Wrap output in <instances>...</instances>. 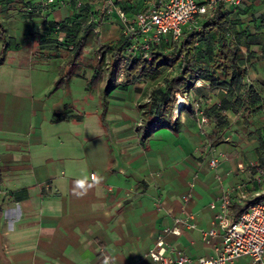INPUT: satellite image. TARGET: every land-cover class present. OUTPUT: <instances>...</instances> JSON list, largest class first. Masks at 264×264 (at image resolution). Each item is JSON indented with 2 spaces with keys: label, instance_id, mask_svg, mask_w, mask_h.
I'll use <instances>...</instances> for the list:
<instances>
[{
  "label": "crops",
  "instance_id": "crops-1",
  "mask_svg": "<svg viewBox=\"0 0 264 264\" xmlns=\"http://www.w3.org/2000/svg\"><path fill=\"white\" fill-rule=\"evenodd\" d=\"M46 1L0 0V264H107L103 252L115 264H159L146 257L159 236L168 255H214L222 235L203 237L214 226L211 204L226 192H232L231 206L264 197V178L239 168L248 158L264 159L257 141L264 111L251 114L246 102L238 113H219L218 121L210 115L226 91L200 81L204 85L195 89L203 87L189 101L203 112L183 109L152 125L148 112L165 84L143 79L126 85L122 72L95 63L100 45L124 36L107 5L132 13L147 10L152 0H56L44 7ZM26 3L41 10L33 19L25 18ZM230 8L229 26L242 34L248 52L246 76L231 100L247 101L251 86L264 98V0ZM14 10L36 25L23 39L33 42L34 53L24 54L17 36L6 32V13ZM52 22L75 23L88 41L81 62L74 63L80 70L68 78L75 84L69 99H50L40 87L43 65L58 58L71 63V53L56 43L66 34ZM91 23L96 29L87 32ZM206 112L203 127L200 114ZM209 135H218V144L210 145ZM218 154L223 158L213 169L209 161ZM186 212L196 216L198 227L178 224L180 235L165 234Z\"/></svg>",
  "mask_w": 264,
  "mask_h": 264
},
{
  "label": "trees",
  "instance_id": "trees-1",
  "mask_svg": "<svg viewBox=\"0 0 264 264\" xmlns=\"http://www.w3.org/2000/svg\"><path fill=\"white\" fill-rule=\"evenodd\" d=\"M245 2V1H244ZM243 2V3H244ZM24 10L26 19H33L40 8L37 9L31 3H26ZM235 6L227 5L224 0H218L215 8L202 16L197 23L199 29L194 25L190 30H183L178 39L170 37L160 45L152 47L146 58L142 53H134L131 49V40L123 36L117 44L100 45L96 51L98 62L97 69H101L108 55L115 61L123 64V74L126 85L135 84L143 79H161L165 69L176 68L179 74L171 79H165V90L160 89L154 95V105L148 114L151 116V124L164 122L165 118L173 116V110L178 94L190 95V91L200 90L203 86L194 90L195 85L204 81L212 87L221 88L226 91V98L222 99L216 114H204L218 118L219 113L232 110L238 113L240 107L247 102L248 110L252 113L264 111V98L251 86L249 88V98L244 101L241 97L232 102L231 98L235 91H238L242 79L246 76V56L248 52L242 50L241 33H235L229 26V15L231 8ZM140 12V11H137ZM137 12H127L134 15ZM196 23V24H197ZM51 25L58 31L66 35L62 41L56 40L57 47H63L71 53V62H79L81 55L88 43L86 34L78 36L77 25L74 23L68 26L66 23H54ZM97 24L91 23L86 29L87 32L94 31ZM71 31L73 33H71ZM5 35V30L0 21V38ZM101 73L98 72L95 80L100 79ZM188 99L191 100L189 96ZM189 102L187 109L192 110ZM181 110V109H180ZM198 112H203L201 108ZM59 115V114H58ZM221 122V121H220ZM223 122V121H222ZM228 122V119L225 121ZM149 124V125H151ZM142 127V126H141ZM257 141L259 148L264 152V126L259 129ZM218 135H209L208 143L212 146L218 144ZM259 160V159H258ZM264 164V159L259 160ZM258 199V198H257ZM256 199L247 200L244 204H234L230 206L231 214L239 216L249 208Z\"/></svg>",
  "mask_w": 264,
  "mask_h": 264
},
{
  "label": "built area",
  "instance_id": "built-area-1",
  "mask_svg": "<svg viewBox=\"0 0 264 264\" xmlns=\"http://www.w3.org/2000/svg\"><path fill=\"white\" fill-rule=\"evenodd\" d=\"M227 6H238L245 0H224ZM218 0H152L151 6L145 10L129 15L125 10L112 4L107 5L108 14L118 18L123 34L130 38L131 51L142 53L148 59L149 51L154 46L160 45L169 37L178 39L188 25H194L210 9L215 8ZM55 3V0H48ZM178 94L177 96H179ZM186 105L188 97L184 96ZM181 104L179 105L180 110ZM202 122L208 118L201 116ZM223 154L209 161L211 168L219 166ZM243 171L254 170L259 181L264 178V164L255 160L246 164H239ZM92 178L95 175L92 174ZM232 192L224 193L218 200L211 204L215 211L214 226L211 230L204 231L206 241L218 234L222 235L221 243L215 248V254L210 257H201L194 260L186 254L175 251L168 255L169 245L163 236H159L154 248L146 255L159 264H264V197L256 201L239 216L230 213ZM177 225L165 229V234L180 235L184 224L189 229L198 227L196 216L185 213V217L176 220ZM107 264H115L111 256L102 253ZM245 259L246 262H241Z\"/></svg>",
  "mask_w": 264,
  "mask_h": 264
},
{
  "label": "rangeland",
  "instance_id": "rangeland-1",
  "mask_svg": "<svg viewBox=\"0 0 264 264\" xmlns=\"http://www.w3.org/2000/svg\"><path fill=\"white\" fill-rule=\"evenodd\" d=\"M56 2V0H55ZM53 3H48V0L45 2V4H43L44 7H47L48 5L50 6ZM23 9H26V7H22ZM1 13V12H0ZM26 13V12H23ZM7 17H9L10 19L6 20L5 23H7L8 25L10 24L11 26H8L9 28L6 30L10 31L11 34L17 36V39L21 42V46H24L23 49V53L25 54H29V53H34V51L36 50L35 45L33 44V42H31L30 40H28V42H25L23 39L24 37H29L30 35H32L35 30H36V25H31V24H26L23 20V18H21L19 16L18 11L14 10V11H10L7 12ZM200 21V20H199ZM10 22V23H9ZM7 35V33H6ZM8 36V35H7ZM6 36V37H7ZM170 38V37H169ZM168 38V39H169ZM6 42H8V40L6 39ZM81 58L79 60V62H81ZM85 62V61H84ZM98 62V57L96 54V62ZM98 64H96L97 67ZM35 66V65H34ZM123 64L121 61H115L111 58L110 55H108L107 60L105 61V63L103 64L102 68L104 69V71H113L114 74H121V72L123 71L122 68ZM36 68V66H35ZM9 68H6V71ZM42 69V81H41V90L42 92H46L47 96L50 99H62L63 97H65L66 99H69L70 96V85L71 82L68 80V78L70 77V74L72 72L75 71H79L80 70V65L74 64V63H70V61H65L64 58H58L52 62H49L45 65H43ZM10 70V69H9ZM11 72V71H10ZM123 73V72H122ZM179 74L178 70L176 68H168L165 69L164 71V75L163 77L160 79L161 82L159 85H164L165 84V79H171L175 76H177ZM105 78H107L105 76ZM25 84H27L26 79L27 78H23ZM75 84H73L72 86H74ZM158 85L156 82H154V86ZM199 85H204L203 82H198L195 87L199 86ZM195 90V88H194ZM192 91H190L191 93ZM186 94V93H184ZM184 94H180L179 96H177V101L175 103L176 106H174V110H173V115L174 116H179L180 114V110L179 109V105L181 104L180 108L181 110L183 109H187L186 105L187 103H185V97H189L191 96L193 99V93L190 95H184ZM53 102V101H51ZM190 101L188 100V103ZM191 108H194V110L197 111V106H192ZM195 111V112H196ZM200 113V112H199ZM201 124L203 127H207L208 122H202L201 120ZM245 132L246 129L243 125L239 126L238 129L242 132V129ZM248 160H250L249 162L255 161L252 158H248Z\"/></svg>",
  "mask_w": 264,
  "mask_h": 264
},
{
  "label": "clouds",
  "instance_id": "clouds-1",
  "mask_svg": "<svg viewBox=\"0 0 264 264\" xmlns=\"http://www.w3.org/2000/svg\"><path fill=\"white\" fill-rule=\"evenodd\" d=\"M77 186L82 188L84 186V181L83 180L77 181ZM78 194H82V193H78Z\"/></svg>",
  "mask_w": 264,
  "mask_h": 264
}]
</instances>
